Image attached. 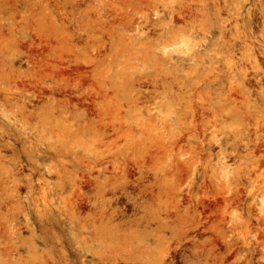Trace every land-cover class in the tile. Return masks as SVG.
<instances>
[{
	"label": "rangeland",
	"instance_id": "rangeland-1",
	"mask_svg": "<svg viewBox=\"0 0 264 264\" xmlns=\"http://www.w3.org/2000/svg\"><path fill=\"white\" fill-rule=\"evenodd\" d=\"M0 264H264V0H0Z\"/></svg>",
	"mask_w": 264,
	"mask_h": 264
}]
</instances>
